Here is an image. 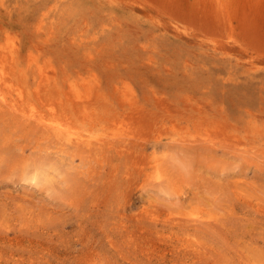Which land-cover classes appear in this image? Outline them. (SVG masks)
Segmentation results:
<instances>
[{
  "label": "rangeland",
  "instance_id": "1",
  "mask_svg": "<svg viewBox=\"0 0 264 264\" xmlns=\"http://www.w3.org/2000/svg\"><path fill=\"white\" fill-rule=\"evenodd\" d=\"M0 93L106 143L0 101V264H264V0H0Z\"/></svg>",
  "mask_w": 264,
  "mask_h": 264
},
{
  "label": "bare ground",
  "instance_id": "2",
  "mask_svg": "<svg viewBox=\"0 0 264 264\" xmlns=\"http://www.w3.org/2000/svg\"><path fill=\"white\" fill-rule=\"evenodd\" d=\"M42 74V73H41ZM0 101L4 103L8 108L13 109L16 112H20L22 114V118L26 122H31V124H37L38 127H43L44 129L48 130L49 132L53 133L57 138L64 141L65 145H74L75 147H86V148H93L98 146L99 148L101 146L106 145V143L100 139L98 141H94L91 138L92 136H85L81 134L78 131H74V129H71L69 125L62 123L59 120H53L49 119L47 120L44 115H36V112L33 108L30 110H19L20 107L18 106V102L15 101V99L11 98L9 101L7 100L5 95H1L0 93ZM109 147V145H108ZM39 172V171H38ZM161 176L157 175V179H159ZM33 180H41L42 181H48V177L45 175L44 172L40 173H34L33 177L31 178Z\"/></svg>",
  "mask_w": 264,
  "mask_h": 264
}]
</instances>
